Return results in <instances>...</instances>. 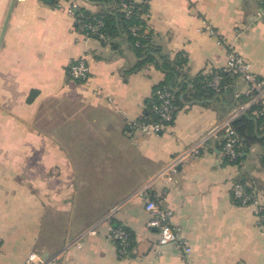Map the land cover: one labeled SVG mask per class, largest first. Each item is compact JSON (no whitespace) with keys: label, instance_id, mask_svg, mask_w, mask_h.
Masks as SVG:
<instances>
[{"label":"crops","instance_id":"0c3cea01","mask_svg":"<svg viewBox=\"0 0 264 264\" xmlns=\"http://www.w3.org/2000/svg\"><path fill=\"white\" fill-rule=\"evenodd\" d=\"M136 2L147 6L157 54L131 71L140 59L125 36L101 41L76 30L77 9L98 12L96 4L0 0V264H24L31 253L43 264H264V221L232 199L243 180L264 209V145L247 148L238 165L222 151L223 125L251 101L248 85L229 78L221 94L201 102L183 101L180 86L222 69L230 47L264 77V0ZM158 54L186 58L173 83L183 104L163 133L132 132L128 124L165 79ZM80 59L90 69L86 83L67 73ZM197 144L199 155L184 158L169 183L152 184L191 249L184 254L158 246L134 192ZM108 226L131 234L127 255Z\"/></svg>","mask_w":264,"mask_h":264},{"label":"built area","instance_id":"2783aa9c","mask_svg":"<svg viewBox=\"0 0 264 264\" xmlns=\"http://www.w3.org/2000/svg\"><path fill=\"white\" fill-rule=\"evenodd\" d=\"M120 9L130 13V9L133 7L131 4H127V0H117ZM136 3V0H133ZM258 18L264 22V6L258 14ZM102 22L97 20L93 25H84L91 35H96L99 38H103V35L99 32ZM204 30L211 36H215L216 32L211 29L208 24H205ZM88 37V34H82ZM221 72L241 78L248 85V95L251 98L249 103L239 105L236 107L226 123L223 125L221 131L222 135V151L226 158L230 161H234L239 156V148L242 146V141L237 132L231 126V123L240 115L246 113L251 108L255 107L259 115L264 116V77H257L251 70L250 65L243 59V57L236 52L235 49L229 48L227 59L224 67L220 69ZM67 73L71 81L77 83H86L91 79L90 69L83 59L70 62L67 68ZM221 76L217 73L213 74L212 80L209 86L217 93L222 89ZM158 97V105L154 106V110L159 117L157 122H145V121H133L128 124V128L132 132H140L144 135H159L163 133L168 126V123L172 122L173 108L172 100L173 95L170 91L163 89L155 92ZM207 137L201 139V143L205 142ZM199 155V144L188 148L185 151L184 157L173 159L165 169L161 170L151 180L141 184L134 195L140 197L144 202V210L149 215V219L146 223L147 228L153 229L157 232L158 246L163 247L172 245L181 250L184 254H188L191 249L181 241V238L173 228L171 224L172 213L170 210L164 207L161 198L155 196L152 193V184L156 181H162L169 183L173 177L177 174L178 168L182 161L186 157H194ZM232 193L236 200L239 201L240 206H250L254 209V214L258 219L264 218L262 215L263 208L261 207L259 200L257 199L254 191L247 192L245 187L235 182L232 187ZM108 234L112 241L118 247L121 255H127L130 247L129 234L121 227L108 226ZM90 235L95 234V229L91 227L87 230ZM76 247H81L77 244ZM60 257V253L53 257V261H56ZM24 264H43V261L36 253H31L26 258Z\"/></svg>","mask_w":264,"mask_h":264},{"label":"trees","instance_id":"16d2710c","mask_svg":"<svg viewBox=\"0 0 264 264\" xmlns=\"http://www.w3.org/2000/svg\"><path fill=\"white\" fill-rule=\"evenodd\" d=\"M99 7L98 12H90L86 9H77L75 12L76 17V30L81 34H88L89 38L98 39L101 41H110L114 38L125 36L128 40V44L134 51L137 58L140 61L137 63L136 67L131 69L135 71L140 68L146 62L155 61V56L157 50L153 49L150 44V35L145 30L144 16L147 14V6L145 3L133 2V0H127V4H131L133 7L130 9L129 15L126 11L120 9L117 0H88ZM97 20L102 22V26L99 29V32L103 35V38H99L96 35H91L84 25H93ZM158 59L162 71L165 74V79L160 84H158L152 92L151 97L146 101L145 111L140 119L137 121L145 122H157L159 117L154 110V106L158 105V97L155 92L158 90L166 89L170 91L173 95L172 108H173V119L171 123H168V126H171L177 108H179L183 103L179 98L182 91L187 90V94L184 97L183 101L201 102L206 99L212 98L214 95L221 94L226 89V82L229 78H237L235 76L221 72L220 70L213 71L209 74H200L197 75L191 81L183 79L181 83L182 91H174V80L181 76V70L186 64V58L183 55H177L173 60H169L158 54ZM158 62V61H157ZM217 73L221 76V86L222 89L219 93L215 92L210 86L213 74ZM231 126L239 135L242 146L239 148V156L234 160L230 161L225 157L226 161L231 164H240L243 160V154L246 152L247 148L251 145L259 144L264 145V131H261V127H264V116L258 114L255 107L251 108L249 112H246L239 117H237L232 123ZM262 135V136H261ZM261 136V137H260ZM242 184L247 192H252L253 187L247 185L243 180H237ZM233 201L240 206L238 200H236L232 193ZM264 215V210L262 212ZM261 220L264 221V218ZM124 229V228H123ZM129 234L130 245L132 247V237L129 231L124 229ZM130 250V249H129Z\"/></svg>","mask_w":264,"mask_h":264},{"label":"water","instance_id":"95a60500","mask_svg":"<svg viewBox=\"0 0 264 264\" xmlns=\"http://www.w3.org/2000/svg\"><path fill=\"white\" fill-rule=\"evenodd\" d=\"M45 3H52L53 2V0H43Z\"/></svg>","mask_w":264,"mask_h":264},{"label":"rangeland","instance_id":"374dc122","mask_svg":"<svg viewBox=\"0 0 264 264\" xmlns=\"http://www.w3.org/2000/svg\"><path fill=\"white\" fill-rule=\"evenodd\" d=\"M43 122V121H42Z\"/></svg>","mask_w":264,"mask_h":264}]
</instances>
